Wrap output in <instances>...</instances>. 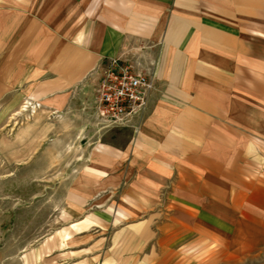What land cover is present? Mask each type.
Returning a JSON list of instances; mask_svg holds the SVG:
<instances>
[{"label": "crops", "instance_id": "obj_1", "mask_svg": "<svg viewBox=\"0 0 264 264\" xmlns=\"http://www.w3.org/2000/svg\"><path fill=\"white\" fill-rule=\"evenodd\" d=\"M112 59L154 82L125 127L98 111ZM17 100L85 119L57 264H264V0H0Z\"/></svg>", "mask_w": 264, "mask_h": 264}, {"label": "rangeland", "instance_id": "obj_2", "mask_svg": "<svg viewBox=\"0 0 264 264\" xmlns=\"http://www.w3.org/2000/svg\"><path fill=\"white\" fill-rule=\"evenodd\" d=\"M84 122L39 103L0 102V264H57L74 221L70 193L92 183L73 179L87 152Z\"/></svg>", "mask_w": 264, "mask_h": 264}, {"label": "built area", "instance_id": "obj_3", "mask_svg": "<svg viewBox=\"0 0 264 264\" xmlns=\"http://www.w3.org/2000/svg\"><path fill=\"white\" fill-rule=\"evenodd\" d=\"M153 79L134 65L110 60L97 86L98 111L107 126L125 127L147 108Z\"/></svg>", "mask_w": 264, "mask_h": 264}]
</instances>
